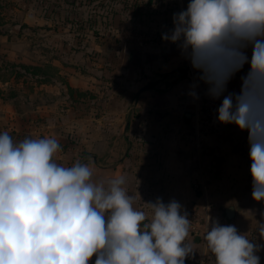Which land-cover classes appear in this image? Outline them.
<instances>
[{
    "label": "clouds",
    "instance_id": "9594fccd",
    "mask_svg": "<svg viewBox=\"0 0 264 264\" xmlns=\"http://www.w3.org/2000/svg\"><path fill=\"white\" fill-rule=\"evenodd\" d=\"M161 33L194 69L188 95L221 99L223 124L247 131L252 198L264 202V0H188ZM251 50L249 56L248 50ZM239 92L228 84L244 66ZM54 138L14 142L0 133V264H185L191 222L176 200L134 207L124 175L93 182L89 164L57 163ZM203 235L215 264H260L264 244L209 217ZM255 231L264 241V211Z\"/></svg>",
    "mask_w": 264,
    "mask_h": 264
},
{
    "label": "rangeland",
    "instance_id": "374dc122",
    "mask_svg": "<svg viewBox=\"0 0 264 264\" xmlns=\"http://www.w3.org/2000/svg\"><path fill=\"white\" fill-rule=\"evenodd\" d=\"M177 4L0 0V133L8 132L14 142L56 139L61 150L54 159L67 167L85 163L87 150L100 149L102 133L109 134V147H131L137 77L125 76L121 67L129 65L133 44L176 46L161 33L170 29L167 11L177 12ZM16 24L18 32L11 29ZM109 102L123 104L125 118Z\"/></svg>",
    "mask_w": 264,
    "mask_h": 264
},
{
    "label": "crops",
    "instance_id": "0c3cea01",
    "mask_svg": "<svg viewBox=\"0 0 264 264\" xmlns=\"http://www.w3.org/2000/svg\"><path fill=\"white\" fill-rule=\"evenodd\" d=\"M177 2L179 11L186 8L188 0ZM172 14L167 11L166 28L173 26ZM133 46L129 65L121 67L125 76L137 77L133 80L137 88L132 106L135 111L133 137L128 138L133 144L131 147L125 144L123 150L109 147L105 141L109 134L102 133V147L87 150L83 159L93 170V182L124 175L127 180L124 187L135 198L134 207L149 215L148 202H155L158 197L165 203L174 199L186 211L190 205H195L203 219L199 224L200 231L189 233L187 237L186 243H191L195 252L185 264H215L202 236L205 227L210 230L209 217L221 225H235L241 234L264 244L255 231L264 211V202L255 201L251 195L247 131L229 124L227 130L221 129L219 134L204 138L200 147H195L188 134L190 117L196 102L206 95L207 86L199 83L198 100L187 94L196 73L177 46ZM248 54L251 55L250 49ZM247 70L248 65H245L232 78L227 86L229 92L240 91V77ZM110 105L117 106L118 115L123 114L125 118L123 104H106L107 107ZM105 117L107 115L101 120ZM124 126L127 127L128 122ZM122 141L123 138L117 139V144ZM195 180L200 183L198 189L192 186ZM226 206L233 207L232 216L223 209ZM257 254L260 264H264V250Z\"/></svg>",
    "mask_w": 264,
    "mask_h": 264
},
{
    "label": "built area",
    "instance_id": "2783aa9c",
    "mask_svg": "<svg viewBox=\"0 0 264 264\" xmlns=\"http://www.w3.org/2000/svg\"><path fill=\"white\" fill-rule=\"evenodd\" d=\"M220 103L221 99L213 100L210 97L200 99L198 102H196L190 117V127L188 131L190 140L195 147H200L204 138L219 133L223 123L218 121V113L216 109ZM192 186L194 189H198L200 183L195 180L192 182ZM187 213L188 219L191 222L189 233L195 234L200 231L199 224L203 219V215L195 205H190L187 209ZM207 230V227L203 229L202 236ZM94 259L95 257H93L92 264H94Z\"/></svg>",
    "mask_w": 264,
    "mask_h": 264
},
{
    "label": "water",
    "instance_id": "95a60500",
    "mask_svg": "<svg viewBox=\"0 0 264 264\" xmlns=\"http://www.w3.org/2000/svg\"><path fill=\"white\" fill-rule=\"evenodd\" d=\"M11 29H15V31L18 32L19 29H20V25H19V24H16V25H14V26H11ZM223 209L226 211V213H227L228 216H232V215H233V207H231V206H226V207L223 208Z\"/></svg>",
    "mask_w": 264,
    "mask_h": 264
},
{
    "label": "trees",
    "instance_id": "16d2710c",
    "mask_svg": "<svg viewBox=\"0 0 264 264\" xmlns=\"http://www.w3.org/2000/svg\"><path fill=\"white\" fill-rule=\"evenodd\" d=\"M0 34H2V32H0ZM21 66H22V67H26V65H24V64H22ZM33 67H35V66H33Z\"/></svg>",
    "mask_w": 264,
    "mask_h": 264
}]
</instances>
